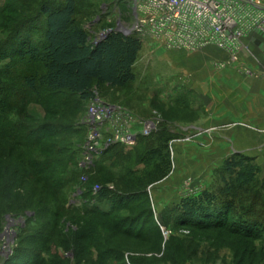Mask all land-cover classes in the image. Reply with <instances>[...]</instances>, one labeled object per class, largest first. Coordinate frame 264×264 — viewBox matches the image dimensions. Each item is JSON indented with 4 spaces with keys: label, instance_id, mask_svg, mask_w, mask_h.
Instances as JSON below:
<instances>
[{
    "label": "rangeland",
    "instance_id": "rangeland-1",
    "mask_svg": "<svg viewBox=\"0 0 264 264\" xmlns=\"http://www.w3.org/2000/svg\"><path fill=\"white\" fill-rule=\"evenodd\" d=\"M18 1H11L17 11L9 10L0 19L2 44L20 43V38H28L35 27H29L32 18L28 19V26L19 27L20 38L15 39L17 24L8 27L7 17H15L14 13L18 14L16 18L38 15L35 1L40 2ZM42 1L47 4V0ZM258 1L264 6V0ZM7 2L0 0V12ZM77 2L79 16L85 19L93 40L117 30L121 20L132 22L125 0ZM131 35L143 43L135 66L136 82L125 89L94 88L93 92L105 102L129 110L138 119H159L157 132L161 129L171 136L167 144L169 170L164 178L146 188L153 220L160 224L161 239L155 236L148 221L126 227L141 234L137 236L122 229L114 230L105 220L77 214L75 211L83 213L82 208L93 206L81 199L88 176L80 177V185L64 202L37 181L23 176L20 165L40 152V146L15 150L0 147V185L9 182L12 187L4 196V206L16 213L5 214L3 218L0 264H36L38 259L41 264H264V228L259 233L245 234L232 221L228 228L184 226L171 219L170 214L183 198L220 190L227 178L223 173L226 161L250 159L261 173L256 186L239 192V197L243 196L239 202L246 205L255 202L257 208L252 215L264 219V39L249 43L238 61L231 62L227 53L217 49L196 53L172 51L151 37ZM222 63H226L223 68ZM9 64L10 59L0 62V70ZM18 65L16 75L29 67L26 63ZM90 102H81L73 108L63 100L60 105L56 102L45 106L33 98L26 104L25 115L30 120L24 122L36 131L49 129L50 124L66 123L60 119H73L76 128L82 130V143L81 135L71 140L80 149L76 165L71 167L76 172L86 171L81 162L88 137L85 120ZM153 140L158 141L156 137L150 139ZM136 145L124 147L129 152ZM135 165L134 162L132 168ZM145 169L144 164L136 166L138 172ZM107 186L116 191L112 183ZM97 187L100 188L94 186V190ZM232 216L241 220L238 213ZM143 228L145 232L141 231Z\"/></svg>",
    "mask_w": 264,
    "mask_h": 264
},
{
    "label": "trees",
    "instance_id": "trees-1",
    "mask_svg": "<svg viewBox=\"0 0 264 264\" xmlns=\"http://www.w3.org/2000/svg\"><path fill=\"white\" fill-rule=\"evenodd\" d=\"M11 1L14 0H9L0 12V19H4V13L9 10L17 11ZM35 2L39 6L38 15L23 19L20 15V20L16 18L17 13H14L15 17H7L8 27L17 24L14 29L16 40L18 36L20 38L19 27L35 26L28 33V38H20V43H0V62L11 60V64L0 70V147L15 150L23 146H40V152L20 165L23 176L37 181L50 194L59 196L61 202L80 185V177L88 176L86 187L81 186L85 187L81 199L93 206L82 208L83 213L75 211L77 214L105 220L112 224L114 230L122 229L137 236L141 234L126 227L148 221L160 240V224L153 220L146 188L164 178L169 170L167 144L171 136L167 132L160 129L150 137H141L133 151L128 152L122 145L112 146L94 162L91 170L76 172L71 167L76 165L80 149L71 140L81 135L82 143L84 133L76 128L73 119H60L66 123L50 124L49 129L39 131L24 122L30 120L25 115L26 104L33 98L45 106L56 102L60 105L63 100L67 106L75 108L81 102L96 97L94 88L125 89L134 84L137 79L135 66L143 50L142 41L135 35L128 36L115 30L101 41L93 40L85 27V19L83 21L79 16L77 0H47V4L42 0ZM28 19L31 20L27 25ZM24 63L28 69L16 75L18 64ZM15 80L20 83V88ZM59 98L62 100H57ZM52 137L59 140L51 142L49 138ZM155 137L158 141H150ZM134 162L136 165L132 168ZM142 164L146 166L143 173L136 170V166ZM223 173L228 179L224 180L220 190L203 191L195 197L181 199L171 210V219L184 226L216 225L221 228H228L232 221L245 234L259 233L264 228V219L261 215H252L257 204H241L239 200L243 196L239 197V192L258 184L260 168L250 159H231L225 162ZM108 183H112L116 191H111ZM94 186L101 188L97 194ZM10 189L9 182L2 187L0 185V230L5 214L15 213L13 208L4 206V196L7 197ZM105 202H110L108 212L97 206ZM41 205L44 211L45 203ZM233 213H238L241 220H236ZM81 224L84 226L85 223L81 221ZM83 230L85 232L87 228ZM141 231L145 232L144 228ZM36 262L41 264L39 259Z\"/></svg>",
    "mask_w": 264,
    "mask_h": 264
},
{
    "label": "built area",
    "instance_id": "built-area-1",
    "mask_svg": "<svg viewBox=\"0 0 264 264\" xmlns=\"http://www.w3.org/2000/svg\"><path fill=\"white\" fill-rule=\"evenodd\" d=\"M132 24L121 20L117 30L161 41L168 50L201 52L217 49L237 62L257 36H264V6L258 0H125ZM96 41L103 40L110 32ZM222 63L221 67H225ZM159 119H138L129 110L100 97L89 104L88 137L81 167L90 170L110 147H134L141 137L159 130ZM100 188H95L97 194Z\"/></svg>",
    "mask_w": 264,
    "mask_h": 264
},
{
    "label": "crops",
    "instance_id": "crops-1",
    "mask_svg": "<svg viewBox=\"0 0 264 264\" xmlns=\"http://www.w3.org/2000/svg\"><path fill=\"white\" fill-rule=\"evenodd\" d=\"M263 39H264V36H257L255 38H253L252 40H250L249 43L251 44V43H254V42H259V41H261ZM97 206H98V208H100L104 212H108L110 210V205H109L108 202H105V203H102V204H98Z\"/></svg>",
    "mask_w": 264,
    "mask_h": 264
},
{
    "label": "water",
    "instance_id": "water-1",
    "mask_svg": "<svg viewBox=\"0 0 264 264\" xmlns=\"http://www.w3.org/2000/svg\"><path fill=\"white\" fill-rule=\"evenodd\" d=\"M118 32H119V30H118Z\"/></svg>",
    "mask_w": 264,
    "mask_h": 264
}]
</instances>
